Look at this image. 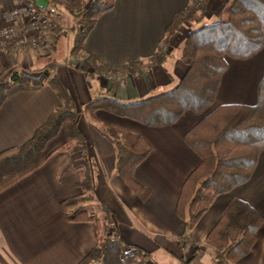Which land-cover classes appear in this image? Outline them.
<instances>
[{
  "label": "crops",
  "instance_id": "obj_1",
  "mask_svg": "<svg viewBox=\"0 0 264 264\" xmlns=\"http://www.w3.org/2000/svg\"><path fill=\"white\" fill-rule=\"evenodd\" d=\"M23 1L0 0V29L9 5ZM228 1L208 0L202 18L182 23L167 35L174 15L191 0H117L100 15L85 40L87 52L78 56L71 55L75 38L68 28L62 29L59 48L50 56L42 57L30 46L0 49V84L14 71H48L74 99L84 142L83 148L80 143L61 149L68 142L62 126L45 145V163L0 192V264H78L96 247L97 223L69 220L62 208L64 200L83 192L85 161L92 172L93 200L83 206L101 218L103 208L110 211L108 235L119 239L126 250H140L134 263L225 264L206 239L227 205L241 199L256 209L263 223L250 253L234 264H264V148L251 177L218 195L192 228L176 209L183 184L201 162L185 135L220 105H256L264 76V45L246 59L226 56L228 67L214 103L202 114L184 112L174 124L150 126L90 105L105 97L136 102L173 89L188 71L181 58L187 36L217 21ZM160 48L167 57L162 62L151 60ZM130 62L138 63L127 68ZM61 103L47 82L8 88L0 104V152L29 141ZM136 136L152 148L134 174L144 193L116 170V140L129 143Z\"/></svg>",
  "mask_w": 264,
  "mask_h": 264
},
{
  "label": "trees",
  "instance_id": "obj_2",
  "mask_svg": "<svg viewBox=\"0 0 264 264\" xmlns=\"http://www.w3.org/2000/svg\"><path fill=\"white\" fill-rule=\"evenodd\" d=\"M37 9L55 18L60 11L69 13L81 29L76 34L71 55L87 52L85 40L101 14L111 10L117 0H49L47 8ZM208 0L191 3L174 15L167 27L173 34L184 20L195 22L206 13ZM57 15V16H56ZM57 27L60 28L59 23ZM264 45V0H229L217 21L192 30L181 49V58L188 64L186 77L173 89L136 102H120L114 98H99L91 102L94 108H103L120 116L136 119L146 125L174 124L184 112L204 113L214 103L221 77L227 69L226 56L246 59L259 52ZM88 57L91 60V55ZM160 48L151 60L162 62L166 58ZM136 62L127 64V68ZM138 63V62H137ZM136 63V64H137ZM49 83L57 91L62 103L54 110L34 136L21 146L0 152V192L41 167L47 157L46 143L64 126L68 142L61 149H69L84 142L78 129L79 112L66 88L47 71H14L0 84V104L8 88L17 83L43 85ZM185 140L201 157V162L186 179L177 202V213L192 228L210 208L215 198L246 182L252 175L260 152L264 148V76L259 82V98L254 106L220 105L210 111L186 135ZM116 170L139 193L145 189L135 180L136 168L148 156L151 145L136 136L129 143L116 140ZM83 192L62 202L69 220H92L98 227V244L78 264H123L140 250H131L114 236L108 235L112 226L111 213L103 208V217L89 214L83 204L93 200V178L88 162H84V175L80 182ZM263 223L260 214L241 199H234L207 236L206 243L216 252V258L225 264H234L247 256L257 241V232Z\"/></svg>",
  "mask_w": 264,
  "mask_h": 264
},
{
  "label": "built area",
  "instance_id": "obj_3",
  "mask_svg": "<svg viewBox=\"0 0 264 264\" xmlns=\"http://www.w3.org/2000/svg\"><path fill=\"white\" fill-rule=\"evenodd\" d=\"M6 24L0 29V49L5 45L15 50L17 47H32L40 56H50L54 52L56 22L33 2L23 1L3 13ZM123 264L129 263L128 256H121Z\"/></svg>",
  "mask_w": 264,
  "mask_h": 264
},
{
  "label": "rangeland",
  "instance_id": "obj_4",
  "mask_svg": "<svg viewBox=\"0 0 264 264\" xmlns=\"http://www.w3.org/2000/svg\"><path fill=\"white\" fill-rule=\"evenodd\" d=\"M15 1V0H14ZM19 1V0H18ZM21 1V0H20ZM17 3V2H16ZM16 3H13V4H10L9 5V8L10 7H14L15 5H16ZM45 12V11H44ZM46 13V12H45ZM60 15H56L57 17H55V18H53L54 20H55V22H58L59 23V26H61L60 28H58L57 27V23H56V33H58L59 34V36H58V40H56V42H55V47H54V52L53 53H55L56 52V50H57V48H59V42H60V36H61V34H63V31H62V29H64V28H68L69 29V32H67L68 34H70L73 38H75V36H76V34L79 32V30L81 29V27H79V25L77 24V19L75 18V17H73V16H71V15H69V13H66V12H64V11H60ZM185 22H189V23H191L192 21H190V19H187V20H184V23ZM60 32V33H59ZM66 37H67V34L66 35H64V38L66 39ZM164 48H166L165 46H164ZM167 50V49H166ZM61 58L59 57L58 58V62L59 61H61L60 60ZM31 72V71H30ZM33 73H35V72H33ZM43 73V72H42ZM41 74V73H40ZM34 75H39V74H34ZM93 264H103L102 262H99V261H97V262H95V263H93Z\"/></svg>",
  "mask_w": 264,
  "mask_h": 264
},
{
  "label": "water",
  "instance_id": "obj_5",
  "mask_svg": "<svg viewBox=\"0 0 264 264\" xmlns=\"http://www.w3.org/2000/svg\"><path fill=\"white\" fill-rule=\"evenodd\" d=\"M38 6H40L41 8H47L49 5V0H34Z\"/></svg>",
  "mask_w": 264,
  "mask_h": 264
}]
</instances>
